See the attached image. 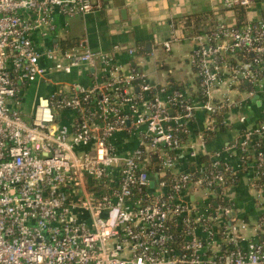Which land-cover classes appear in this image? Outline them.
Here are the masks:
<instances>
[{"label":"built area","instance_id":"obj_1","mask_svg":"<svg viewBox=\"0 0 264 264\" xmlns=\"http://www.w3.org/2000/svg\"><path fill=\"white\" fill-rule=\"evenodd\" d=\"M260 1L221 0L214 26L194 34L203 97L194 98L125 71L111 52L45 43L57 12L85 15L103 0H0V264H264V120L225 149L239 166L223 150L175 171L198 111L207 127L193 157L264 94ZM224 9L243 10L244 23L226 22ZM95 66L89 86L54 77ZM33 82L52 88L29 111ZM245 173L261 210L254 222L228 196Z\"/></svg>","mask_w":264,"mask_h":264},{"label":"crops","instance_id":"obj_2","mask_svg":"<svg viewBox=\"0 0 264 264\" xmlns=\"http://www.w3.org/2000/svg\"><path fill=\"white\" fill-rule=\"evenodd\" d=\"M221 0H103V8L88 14L73 16L57 12L54 19V29L50 32L46 44H61L62 40L77 42L75 46L89 47L93 50L111 52L115 61L125 71L133 68L145 73L155 86L181 87L191 97L197 98L200 85L199 75L193 63L196 48L192 28L184 25L189 15L202 14L221 10ZM264 9V0L257 5L256 10ZM223 18L229 23H238L237 11L222 10ZM181 37L172 43L170 50L163 43L172 37L173 33ZM151 43V46H148ZM120 46V47H117ZM137 47L135 56L127 52L128 47ZM119 48V49H117ZM145 49L146 54H140ZM177 61L176 66L171 62ZM134 63V65H133ZM101 73L100 66L79 67L70 74L55 73L57 80L68 83L91 85ZM52 88L44 83L33 82L27 91L35 94L47 92ZM26 91V94H27ZM245 98V96H244ZM26 107V106H25ZM207 112L200 110L189 123L191 129L188 140L178 151V162L175 171L195 170L202 160H208L207 155L215 151L229 153L228 160L236 166L240 165V156L236 150L225 151L227 146L240 140L242 131L257 126L264 120V94L258 93L247 98L240 107L231 113L233 122L230 127L216 131L204 149H199L197 156L190 155L191 144L200 132L207 127ZM251 160V159H250ZM249 176L251 174H248ZM247 173L242 174L241 182L228 191V196L235 202L242 214L251 216L256 221L261 210L257 207L255 192L250 186ZM194 199L193 196L190 197ZM193 198V199H192ZM196 198V197H195ZM254 239H258L255 235ZM260 239V238H259Z\"/></svg>","mask_w":264,"mask_h":264},{"label":"trees","instance_id":"obj_3","mask_svg":"<svg viewBox=\"0 0 264 264\" xmlns=\"http://www.w3.org/2000/svg\"><path fill=\"white\" fill-rule=\"evenodd\" d=\"M237 15H238V24L239 25L243 24L244 23V11L238 9ZM215 21H216L215 13L213 11H209V12H205L202 14L187 16L184 20V25L186 27L192 28L193 32H195L194 34H198V33H204L206 31L210 30L214 26ZM60 43H61V46L63 48H70L72 46L77 45V42H73L70 40H62ZM139 53L140 54H146V50L140 49ZM199 85H200V82H199ZM177 87L181 88L179 86H177ZM198 96L203 98L201 95V89L199 91ZM181 137L183 138V140H186V134H181ZM158 167H159V161L153 157L151 160V165L149 166L150 175L153 178H158V176H156V172L158 171Z\"/></svg>","mask_w":264,"mask_h":264},{"label":"rangeland","instance_id":"obj_4","mask_svg":"<svg viewBox=\"0 0 264 264\" xmlns=\"http://www.w3.org/2000/svg\"><path fill=\"white\" fill-rule=\"evenodd\" d=\"M170 64H171L172 67L173 66H176L177 65V61L171 62ZM24 99H25V106H26V108L29 111L33 110L34 109V103L37 100V94H35L33 90L32 91L28 90L27 91V94L24 95ZM28 118L29 117L27 116V119Z\"/></svg>","mask_w":264,"mask_h":264},{"label":"water","instance_id":"obj_5","mask_svg":"<svg viewBox=\"0 0 264 264\" xmlns=\"http://www.w3.org/2000/svg\"><path fill=\"white\" fill-rule=\"evenodd\" d=\"M148 46H151V43H148ZM133 65H134V63H133ZM172 112H173V111L171 110V113H172ZM154 183H155L154 180H152V181H151V185L153 186Z\"/></svg>","mask_w":264,"mask_h":264}]
</instances>
